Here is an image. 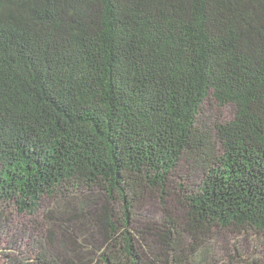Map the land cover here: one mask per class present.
Returning <instances> with one entry per match:
<instances>
[{"label":"trees","instance_id":"16d2710c","mask_svg":"<svg viewBox=\"0 0 264 264\" xmlns=\"http://www.w3.org/2000/svg\"><path fill=\"white\" fill-rule=\"evenodd\" d=\"M48 203L26 264H264V0H0V234Z\"/></svg>","mask_w":264,"mask_h":264},{"label":"rangeland","instance_id":"374dc122","mask_svg":"<svg viewBox=\"0 0 264 264\" xmlns=\"http://www.w3.org/2000/svg\"><path fill=\"white\" fill-rule=\"evenodd\" d=\"M225 114L229 116L228 112ZM48 205L51 207L49 208ZM52 211L54 208L48 203L39 214H21L14 210L8 213V223L5 224L8 225L6 227L8 232L0 234V264H26V258H35L33 252H36L37 248H40L43 254L50 251L58 254L60 249L62 250L60 243L55 244V250H51L47 238L50 228L56 234L53 227H48L45 219L47 212ZM156 218L161 219L162 215L157 214ZM243 244L248 253L255 252L258 258L264 257V239L255 241L253 237H248Z\"/></svg>","mask_w":264,"mask_h":264}]
</instances>
